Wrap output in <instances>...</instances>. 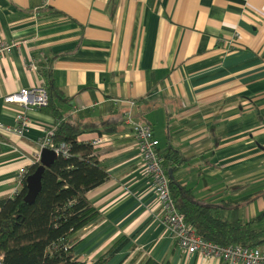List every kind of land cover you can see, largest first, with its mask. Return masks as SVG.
I'll list each match as a JSON object with an SVG mask.
<instances>
[{
    "label": "crops",
    "instance_id": "crops-1",
    "mask_svg": "<svg viewBox=\"0 0 264 264\" xmlns=\"http://www.w3.org/2000/svg\"><path fill=\"white\" fill-rule=\"evenodd\" d=\"M0 39L21 42L0 59V123L14 126L20 112L29 122L21 135L0 134V199L14 195L19 171L56 124L4 97L42 84L44 70L67 99L64 116L120 123L115 133L77 137H104L95 154L109 174L86 193L98 218L75 234L81 262L126 238L106 264H223L181 250L151 212L152 182L121 118L127 109L151 126L158 151L182 156L172 172L179 185L208 204L237 203L240 218L264 227V0H0Z\"/></svg>",
    "mask_w": 264,
    "mask_h": 264
},
{
    "label": "trees",
    "instance_id": "trees-1",
    "mask_svg": "<svg viewBox=\"0 0 264 264\" xmlns=\"http://www.w3.org/2000/svg\"><path fill=\"white\" fill-rule=\"evenodd\" d=\"M42 76L41 85L47 91L48 102L39 109L56 119L51 140L54 144L68 143L70 155L58 156L50 167L44 169L41 188L34 201L25 199L26 177L39 163L27 167V174L15 195L0 199V264H85L73 254L77 243L75 234L98 218V211L87 200L86 193L102 184L109 174L98 161L91 143L77 141V137L84 133H115L120 123L106 119L83 121L81 113L64 116L59 100L67 99L54 87L46 70ZM158 153L167 174L183 161L174 150H159ZM169 188L185 222L204 240L225 246L264 247V227H253L240 218L237 203H205L179 185L173 175L169 177ZM126 241V238H120L91 264H106L125 247ZM143 264L158 263L147 259Z\"/></svg>",
    "mask_w": 264,
    "mask_h": 264
},
{
    "label": "built area",
    "instance_id": "built-area-1",
    "mask_svg": "<svg viewBox=\"0 0 264 264\" xmlns=\"http://www.w3.org/2000/svg\"><path fill=\"white\" fill-rule=\"evenodd\" d=\"M20 43L17 40L0 39V59L8 56L12 49L18 47ZM220 43L225 51H232L236 46L234 39H220ZM28 67L30 70L36 69L34 59L30 60ZM4 102L19 104L25 110L30 108L39 109L47 104L48 95L41 84L32 85L9 93L4 97ZM131 105H133V102H131ZM121 118L135 140L145 171L152 182L154 204L151 212L159 213L160 223L175 239L177 246L187 254H197L201 258L219 259L223 264H264V248L248 247L240 244L219 245L204 240L195 233L194 228L185 222L184 216L177 210L173 201L169 188V177L162 166L163 160L157 148L158 140L154 137L151 126L148 123L138 122L130 109L124 110ZM28 125L27 117L20 112L16 116L14 126L0 123V134L5 131L21 135ZM54 130L55 126L47 128L43 136L39 138V151L33 153L31 164L39 163L40 151L43 148L52 149L57 157L70 155V145L68 143L54 144L52 142L51 138L54 135ZM103 141V136H96L86 142H90L93 148H96ZM26 174L27 168L19 171L14 195L18 192L22 178Z\"/></svg>",
    "mask_w": 264,
    "mask_h": 264
},
{
    "label": "water",
    "instance_id": "water-1",
    "mask_svg": "<svg viewBox=\"0 0 264 264\" xmlns=\"http://www.w3.org/2000/svg\"><path fill=\"white\" fill-rule=\"evenodd\" d=\"M57 158V155L52 149L43 148L40 151L39 164L35 170L26 177V196L25 199L28 202L34 201L36 195L41 188V176L45 168L51 166L54 160ZM168 175L171 178L172 172L168 170Z\"/></svg>",
    "mask_w": 264,
    "mask_h": 264
}]
</instances>
